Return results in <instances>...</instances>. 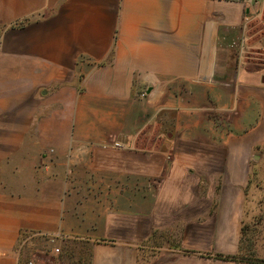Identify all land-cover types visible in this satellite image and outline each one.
Masks as SVG:
<instances>
[{"label": "crops", "instance_id": "1", "mask_svg": "<svg viewBox=\"0 0 264 264\" xmlns=\"http://www.w3.org/2000/svg\"><path fill=\"white\" fill-rule=\"evenodd\" d=\"M247 1L0 0V264H264Z\"/></svg>", "mask_w": 264, "mask_h": 264}, {"label": "rangeland", "instance_id": "2", "mask_svg": "<svg viewBox=\"0 0 264 264\" xmlns=\"http://www.w3.org/2000/svg\"><path fill=\"white\" fill-rule=\"evenodd\" d=\"M264 8V7H263ZM253 189L251 188V192L255 191L256 196L259 197L257 201L260 203L259 206L255 208V217H261L264 215V181L258 185H253Z\"/></svg>", "mask_w": 264, "mask_h": 264}, {"label": "built area", "instance_id": "3", "mask_svg": "<svg viewBox=\"0 0 264 264\" xmlns=\"http://www.w3.org/2000/svg\"><path fill=\"white\" fill-rule=\"evenodd\" d=\"M263 1H264V0H248L247 2H248L249 5H252V4H253V5H259V4H261ZM115 146H117V147H121V145H120L119 143H115ZM28 264H34V262H33V261H29Z\"/></svg>", "mask_w": 264, "mask_h": 264}, {"label": "trees", "instance_id": "4", "mask_svg": "<svg viewBox=\"0 0 264 264\" xmlns=\"http://www.w3.org/2000/svg\"><path fill=\"white\" fill-rule=\"evenodd\" d=\"M226 258H230V259H234V257H226ZM254 262H259V263H264V261H260V260H255Z\"/></svg>", "mask_w": 264, "mask_h": 264}]
</instances>
